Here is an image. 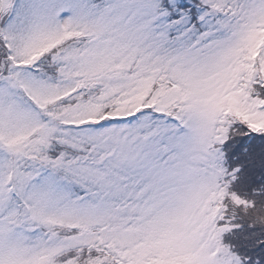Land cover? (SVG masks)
<instances>
[{"label":"snow or ice","instance_id":"snow-or-ice-1","mask_svg":"<svg viewBox=\"0 0 264 264\" xmlns=\"http://www.w3.org/2000/svg\"><path fill=\"white\" fill-rule=\"evenodd\" d=\"M0 264H264V0H0Z\"/></svg>","mask_w":264,"mask_h":264}]
</instances>
